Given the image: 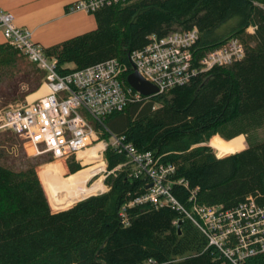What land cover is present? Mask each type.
Masks as SVG:
<instances>
[{"label": "trees", "instance_id": "trees-1", "mask_svg": "<svg viewBox=\"0 0 264 264\" xmlns=\"http://www.w3.org/2000/svg\"><path fill=\"white\" fill-rule=\"evenodd\" d=\"M107 1L92 13L96 30L44 49L57 59L59 74L115 59L125 66L123 83L130 89L131 55L149 44L150 35L162 39L193 28L198 39L192 67L199 69L208 52L231 39L241 42L245 54L106 115L95 128L108 142L103 183L109 190L64 212H52L40 181L50 187L55 178L49 167L38 176L37 168L50 160L14 164L0 143V264H235L186 214L196 207L234 211L251 197L264 207V0ZM45 74L21 51L0 44L5 104L26 101L42 87ZM113 136L172 167L170 193L185 212L149 202L129 206L147 192L150 180L109 144ZM215 137L238 152L217 158L209 145ZM67 164L72 174L80 170L74 157ZM236 264H264V252Z\"/></svg>", "mask_w": 264, "mask_h": 264}, {"label": "built area", "instance_id": "built-area-1", "mask_svg": "<svg viewBox=\"0 0 264 264\" xmlns=\"http://www.w3.org/2000/svg\"><path fill=\"white\" fill-rule=\"evenodd\" d=\"M121 1L124 0L113 2ZM104 3L105 0H79L70 9L92 14ZM13 21V15L0 8V34L4 43L21 51L46 73L42 88L47 93L26 104L5 108L0 116L1 127L23 139L32 156L48 155L54 161L75 159L80 152L101 140L95 125L103 124L106 115L123 110L129 102L139 100L142 95L131 87H125L123 75L127 70L115 59L66 75L59 74L56 71L57 59L47 57L43 47L33 40L32 32L16 27ZM247 32L253 34L254 28H248ZM197 39L195 28L170 33L162 39L150 35L147 39L149 44L132 53L133 69L157 89L155 94H164L174 86L189 83L197 71L207 72L215 67L229 66L245 54L241 42L231 39L208 52L200 60V68H194L192 48ZM101 141L108 145V142ZM109 144L125 153L129 163L136 168V174H146L150 180L147 192L129 206L149 202L184 211L170 193L174 184L167 178L173 170L171 166L166 168L150 153H139L133 145L122 143L116 136ZM103 153L95 159L98 162L96 173L106 177L107 163ZM193 211L186 216L208 237L210 245L221 249L235 264L264 252V207L259 208L253 197L234 211L220 207H196ZM147 264L154 263L149 261Z\"/></svg>", "mask_w": 264, "mask_h": 264}, {"label": "crops", "instance_id": "crops-1", "mask_svg": "<svg viewBox=\"0 0 264 264\" xmlns=\"http://www.w3.org/2000/svg\"><path fill=\"white\" fill-rule=\"evenodd\" d=\"M77 1L79 0H0V8L2 11L4 10L13 15V22H15L16 27L29 29L32 32L31 34H33V40L43 49H46L64 41H69L73 37L96 30L95 18L92 14L83 11H71L70 8ZM249 28H252V26ZM1 43H4V41L0 34ZM40 91L39 89L33 95H29V101L37 100V98L47 93L46 89L42 93ZM105 148L106 144L100 140L75 157V163L80 166V170L75 172V174L86 170L91 171L86 181L82 184H77L75 190H81L80 186H88L89 183L90 188L93 186L97 187L90 195L102 194L109 190L103 183L105 176L96 173L98 171L96 170L98 165L96 163L98 162L88 157L89 153H91L90 151L96 150L95 152L99 156V153L106 150ZM49 164L53 165L54 169L55 167L60 169V172L58 171L57 173L61 175L62 180L72 175L75 176L74 173L70 172L69 164H67L65 159H58ZM77 203L50 202L49 206L52 212L56 213L64 212V210L71 208L75 204L77 205Z\"/></svg>", "mask_w": 264, "mask_h": 264}, {"label": "rangeland", "instance_id": "rangeland-1", "mask_svg": "<svg viewBox=\"0 0 264 264\" xmlns=\"http://www.w3.org/2000/svg\"><path fill=\"white\" fill-rule=\"evenodd\" d=\"M29 99L30 98L28 96L25 99L26 101H22V102H8V103L5 104L4 103L5 101L0 98V116L2 115L1 113L4 112L5 108H7L9 106H20V105L26 104L27 101H29ZM1 125H2V122L0 120V143H2V147H4L6 150L8 149L12 153V156L15 159L14 164H19V162H21L22 159H35V158L36 159H39V158L48 159V161L50 160L49 163L54 161L50 156L48 157V155L32 156L31 155L32 152L29 151L27 146H26L27 143L24 142L23 139H20L19 137L13 135L7 129L1 127ZM12 138H13L14 142H13ZM244 142H245V140H244ZM209 145L212 147V149L214 150V152L216 153V156H218V158H221V157L223 158L226 155H229V154L232 155L234 152L235 153L238 152V149L234 145H232L231 143H225L224 141H222L221 139H219L217 137H215L212 140H210ZM246 145L247 144H245V148H246ZM230 146L234 147L235 151ZM221 147H225L224 150H227L229 148L230 151L226 152L225 153L226 155L224 154V156L221 153L219 155V151H220ZM20 151H22L23 154L25 155L24 158L20 155L21 154ZM88 157L90 159H92L90 157V155ZM93 160H95V159H93ZM66 162H67V160H66ZM96 164H98V163H96ZM48 165H50V164H47V165H44V166H41V167L37 168L38 176H39V173L41 172V170L44 169L45 167H47ZM49 170H50L51 175L55 178L53 181L51 180V186L49 187L47 185V183L45 182V180H43V181H42V179L40 180V181H42L41 183L43 185L44 191H46L45 194H46V197H47V200H48L49 203L50 202H54L55 201L54 199H56L55 202H58L57 199H59V201L62 202V203L63 202H75V203H77V202H79L80 200H82L84 198V197L82 198L80 193H76L75 192V193H67L66 194L65 192H63V190L60 189L61 190L60 191L59 189H56L57 187L55 186L56 185L55 182H58L60 184L59 181L60 180L63 181L62 177H61V175H59L57 173V171H55L56 167L54 169L53 165L49 166ZM58 183H57V185H58ZM58 187H59V185H58ZM84 187L89 189L90 188V183H89L88 186H84ZM52 188H53L54 191L52 190ZM56 191H58V192H56ZM57 196H58V198H56ZM87 196L88 195H86V197ZM72 199L75 200V201H73Z\"/></svg>", "mask_w": 264, "mask_h": 264}, {"label": "bare ground", "instance_id": "bare-ground-1", "mask_svg": "<svg viewBox=\"0 0 264 264\" xmlns=\"http://www.w3.org/2000/svg\"><path fill=\"white\" fill-rule=\"evenodd\" d=\"M130 88V87H129ZM45 89V88H44ZM44 91V90H43ZM42 91V89H41V93L43 92ZM225 149V147H221L220 148V151H219V155H220V153L224 156V154L226 153V152H229L230 151V149L228 148L227 150H224ZM91 150V149H90ZM96 151V150H95ZM95 151H90L91 153H89V155H90V157L92 158V159H97L96 157H98V155L96 154L97 152H95ZM235 153V152H234ZM226 155V154H225ZM90 172L91 171H82V172H79V173H77V174H75V176L74 175H72V176H70L69 178H65V179H63V181H59L60 182V184L58 183V185H59V187H60V189L61 190H63V192H65L66 194L67 193H80L81 194V196H82V198L83 197H86V195H89L90 193H92V192H94V190H95V188H97L96 186H93V187H91V188H85V187H82V186H80V189L81 190H75V187H76V185L77 184H82V183H84V181H86V178H88L89 177V175H90ZM93 172V171H92ZM51 186V185H50ZM78 187V186H77ZM77 189V188H76ZM74 190V191H73ZM96 192V191H95ZM73 200V199H72ZM73 201H75V200H73Z\"/></svg>", "mask_w": 264, "mask_h": 264}, {"label": "water", "instance_id": "water-1", "mask_svg": "<svg viewBox=\"0 0 264 264\" xmlns=\"http://www.w3.org/2000/svg\"><path fill=\"white\" fill-rule=\"evenodd\" d=\"M126 82L134 91L144 96H150L157 92V89L149 82L143 80L136 71H133L127 76Z\"/></svg>", "mask_w": 264, "mask_h": 264}]
</instances>
